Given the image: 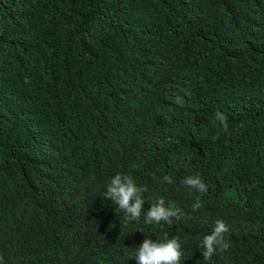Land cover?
I'll return each instance as SVG.
<instances>
[{
    "label": "trees",
    "instance_id": "obj_1",
    "mask_svg": "<svg viewBox=\"0 0 264 264\" xmlns=\"http://www.w3.org/2000/svg\"><path fill=\"white\" fill-rule=\"evenodd\" d=\"M117 173L183 219L125 221ZM165 233L181 264H264V0H0V264H136Z\"/></svg>",
    "mask_w": 264,
    "mask_h": 264
},
{
    "label": "clouds",
    "instance_id": "obj_2",
    "mask_svg": "<svg viewBox=\"0 0 264 264\" xmlns=\"http://www.w3.org/2000/svg\"><path fill=\"white\" fill-rule=\"evenodd\" d=\"M219 122L224 131L228 130V122L225 115L217 111L214 114L212 123L215 125ZM168 184L173 183L170 175L163 177ZM182 183L199 193H207L208 188L200 175L186 176ZM148 189L146 186L140 187L131 175L117 173L110 177L104 198L114 202L116 212L124 214V220L127 222L139 221L143 215L144 223L151 225H159L162 221L171 225L175 221L183 219V210L175 203L166 205L165 199L160 196L150 202L149 210H144L145 198L144 193ZM192 210L198 212L202 208V202L199 197L192 204ZM229 231L223 220L217 219L215 226L209 234L203 236L199 248L202 249V255L205 262L212 260L214 254L219 251L221 254L229 250L230 242L226 239L225 234ZM183 256L181 242L179 236H170L165 233L162 239L153 241L145 239L138 247L134 258L136 264H181ZM132 257V258H133ZM0 257V261H2Z\"/></svg>",
    "mask_w": 264,
    "mask_h": 264
}]
</instances>
